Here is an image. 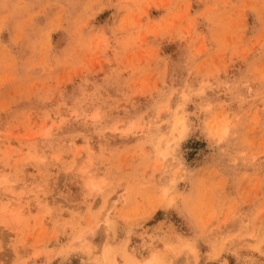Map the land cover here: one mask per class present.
I'll return each mask as SVG.
<instances>
[{
  "label": "rangeland",
  "instance_id": "374dc122",
  "mask_svg": "<svg viewBox=\"0 0 264 264\" xmlns=\"http://www.w3.org/2000/svg\"><path fill=\"white\" fill-rule=\"evenodd\" d=\"M145 258L264 264V0H0V264Z\"/></svg>",
  "mask_w": 264,
  "mask_h": 264
},
{
  "label": "bare ground",
  "instance_id": "6f19581e",
  "mask_svg": "<svg viewBox=\"0 0 264 264\" xmlns=\"http://www.w3.org/2000/svg\"><path fill=\"white\" fill-rule=\"evenodd\" d=\"M154 255V254H153ZM154 259V258H153ZM152 258H150V259H148V260H146V258H145V260L143 259V260H139V264H152V260H153ZM138 262V261H137ZM138 264V263H137Z\"/></svg>",
  "mask_w": 264,
  "mask_h": 264
}]
</instances>
